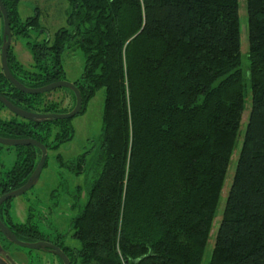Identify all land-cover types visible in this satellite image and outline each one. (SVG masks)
<instances>
[{
	"label": "trees",
	"instance_id": "trees-1",
	"mask_svg": "<svg viewBox=\"0 0 264 264\" xmlns=\"http://www.w3.org/2000/svg\"><path fill=\"white\" fill-rule=\"evenodd\" d=\"M19 1L1 0L12 38L44 32L37 15L19 16ZM66 2L63 28L26 41L30 65L11 45L8 62L19 83L40 88L65 80L61 55L80 48L83 72L72 82L82 97L79 113L103 89L99 134L74 159L56 156L60 167L87 178L82 205L79 195L70 203L76 214L69 229L80 247L49 239L29 220L11 222L10 200L0 206L1 221L19 240L56 244L70 264H201L250 92L208 264H264V0H245L247 76L240 64L238 0ZM0 95L38 114H63L75 104L66 87L29 95L1 72ZM71 120L0 117V137L35 139L56 151L73 138ZM14 148L0 195L21 187L41 156L35 146Z\"/></svg>",
	"mask_w": 264,
	"mask_h": 264
},
{
	"label": "rangeland",
	"instance_id": "rangeland-1",
	"mask_svg": "<svg viewBox=\"0 0 264 264\" xmlns=\"http://www.w3.org/2000/svg\"><path fill=\"white\" fill-rule=\"evenodd\" d=\"M238 19L240 30V64L242 72L247 76L248 70V41H247V18L245 0H238ZM69 4L66 0H21L18 2V13L22 19L28 18V16L37 15L39 18V25L45 28L44 32L30 31V35L27 39L18 36V38H12L13 44H19L23 46L21 52L25 55H20L19 60L26 67L30 65L31 56L29 51L25 47L26 41H33L37 38L39 41L44 37L53 36V33L63 28L66 25V13L69 11ZM0 17V29L1 28ZM39 35V36H37ZM62 65L65 73V80L73 82L83 72V52L80 48L75 50H65L61 55ZM103 89L101 88L96 94L86 102L82 112L74 116L71 120V126L74 129V135L71 141L63 144L57 148L56 151L48 150L46 158V166L40 173V177L35 186L26 191L23 195L13 197L9 202L10 208V220L16 223H26L29 220L40 232L48 235L49 239L61 237V241L68 245L70 248H79L80 244L73 237H71V231L69 229V223L71 217L76 214V210L70 208V203L73 201L72 195H79V203L85 200V179L84 174L75 175L59 166L56 159L59 154L63 161H69L74 159L80 153H82L89 146V141L99 134L101 129V112L103 108ZM250 92H248L245 102L244 112L241 117V124L239 128V136L235 142V146L231 153V159L228 164V171L224 177L223 185L221 187V193L218 199V205L214 212L215 216L212 222V227L209 232V238L205 245V251L202 257L201 264H208L210 261V255L212 247L215 241V233L218 229V224L223 215V208L225 204V198L229 192V187L232 182V177L235 172V165L238 159L239 149L241 147V139L244 134L245 127L247 125V117L249 114L250 106ZM0 116L4 119L14 118L17 121H21L19 117L3 108L0 112ZM16 150L14 146L0 148V162L4 165L0 168V180L4 175V172L12 168L16 159ZM77 189L80 191L78 192ZM3 217L9 220L5 211L2 210ZM30 242H36L31 237ZM33 240V241H32ZM0 247L3 248L5 254L15 264H60L56 255L49 253L45 250H30L21 248L17 245L9 243L7 240H3L0 236Z\"/></svg>",
	"mask_w": 264,
	"mask_h": 264
},
{
	"label": "water",
	"instance_id": "water-1",
	"mask_svg": "<svg viewBox=\"0 0 264 264\" xmlns=\"http://www.w3.org/2000/svg\"><path fill=\"white\" fill-rule=\"evenodd\" d=\"M0 14L3 18V32H2V43L0 45V63H1V71L4 75V78L9 82L11 85H13L19 92L25 94H40L43 92H49L53 91L57 88H68L72 91L73 94H75V104L74 108L71 111H68L63 114L59 113H44V114H38L34 112H28L24 109H20L15 107L10 101H8L5 97L0 95V103L3 105L4 108H6L8 111L13 113L15 116L19 117L20 119H24L30 122H38L43 123L44 121L53 122L55 120H67L70 118H73L74 116L78 115L79 111L82 108V97L79 93L78 88H76L75 84L66 80H58L54 81L53 83H49L47 85H44L40 88H28L21 83H19L12 74H10L9 71V62H8V49L11 44V28L9 27V19L7 17V12L5 9V6H3L1 0H0ZM0 144L4 145L6 147H22V146H32L36 147L39 152L41 153V156L37 162V165L33 172L29 175V178L25 181V183L17 188L13 189V191L5 192L0 195V206L2 203L9 201L13 199V197L23 195L26 191L32 189L36 182L39 179V175L43 168L45 167L46 158H47V148L42 143L35 139L30 138H22V139H8L0 137ZM0 234L4 236V238L11 244L17 245L21 248L30 249V250H45L49 253H52L56 255L62 264H70L69 259L66 254H64L63 250L60 249L56 244L51 242H46L43 240H38L36 242H30V241H22L19 240L16 236V234L12 233V231L8 228V226L1 221L0 219ZM0 264H15L4 252L3 248L0 247Z\"/></svg>",
	"mask_w": 264,
	"mask_h": 264
},
{
	"label": "crops",
	"instance_id": "crops-1",
	"mask_svg": "<svg viewBox=\"0 0 264 264\" xmlns=\"http://www.w3.org/2000/svg\"><path fill=\"white\" fill-rule=\"evenodd\" d=\"M11 44H12V41H11ZM12 46V45H11ZM22 49H23V46L21 45V43H19V44H13V46H12V51L14 52V54L17 56V58L19 59V57H20V55L22 54V55H25V53L24 52H22V53H19V52H21L22 51ZM30 56V55H29ZM20 61V60H19ZM0 72H1V63H0ZM3 109H1L0 110V112L2 111ZM1 117V116H0ZM2 118V117H1ZM2 119H4V118H2ZM4 120H9V119H4ZM4 165H1V162H0V168L1 167H3ZM8 211H10V208H8ZM9 214H10V212H9Z\"/></svg>",
	"mask_w": 264,
	"mask_h": 264
},
{
	"label": "bare ground",
	"instance_id": "bare-ground-1",
	"mask_svg": "<svg viewBox=\"0 0 264 264\" xmlns=\"http://www.w3.org/2000/svg\"><path fill=\"white\" fill-rule=\"evenodd\" d=\"M5 9H6V7H5ZM6 12H7V10H6ZM0 17H1V14H0ZM8 17V16H7ZM1 19H2V28H3V18L1 17ZM8 19H9V17H8ZM9 27H10V21H9ZM4 29V28H3ZM2 32H3V30H2ZM12 41V40H11ZM11 45V44H10ZM10 71V70H9ZM1 73H2V71H1ZM11 74V73H10ZM7 81V80H6ZM13 86V85H12ZM14 87V86H13ZM15 88V87H14ZM16 89V88H15Z\"/></svg>",
	"mask_w": 264,
	"mask_h": 264
}]
</instances>
